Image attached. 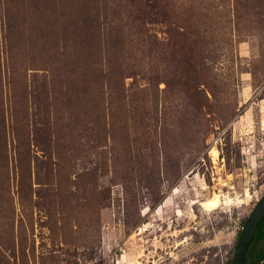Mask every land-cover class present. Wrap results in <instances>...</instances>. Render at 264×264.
I'll use <instances>...</instances> for the list:
<instances>
[{
	"label": "rangeland",
	"instance_id": "374dc122",
	"mask_svg": "<svg viewBox=\"0 0 264 264\" xmlns=\"http://www.w3.org/2000/svg\"><path fill=\"white\" fill-rule=\"evenodd\" d=\"M5 1L0 264H232L264 197V0H117L119 49L82 48L86 0L56 49L50 0ZM110 60L125 86L92 103Z\"/></svg>",
	"mask_w": 264,
	"mask_h": 264
},
{
	"label": "trees",
	"instance_id": "16d2710c",
	"mask_svg": "<svg viewBox=\"0 0 264 264\" xmlns=\"http://www.w3.org/2000/svg\"><path fill=\"white\" fill-rule=\"evenodd\" d=\"M64 0H50V17L48 27L52 32V41H53V48H58V41L61 38L64 40L65 34L67 33V26L61 22V20L66 16L65 7L62 8V3ZM118 1L117 0H86L80 11V38L81 44H83V49H87V47L91 46L92 41L95 39L96 41H100V43L108 44L112 43V46L116 49L124 46V35L123 31H119L118 24L116 23L117 15H118ZM9 5V0L5 1V4ZM31 6V5H30ZM21 7H24L22 3ZM6 11H9V8H6ZM14 23L10 22L9 16L7 17V32L6 38L8 40L9 46L11 42H14L13 31L12 28L14 27ZM148 30L145 29L144 34L147 40H152V36L148 34ZM58 33H60L58 35ZM8 35V36H7ZM8 46V47H9ZM216 56L217 52L214 51ZM111 62L108 61L104 64L102 61H99V68L98 72L96 73L95 79L92 81L89 78V74H85L90 80L87 81L88 86L94 84L97 87V90H92L84 87V96L86 98L90 97L92 103L98 104V99H102L105 93L104 90H112L113 88L116 90H121V88L125 86L124 82L125 76L123 75V71L121 67H114L111 68L109 74L105 71L107 68V64L109 65ZM109 68V67H108ZM108 79V81H106ZM121 80V83H120ZM110 82V83H109ZM114 83V86H112ZM99 94V96H98ZM28 143V140L26 141ZM25 142V143H26ZM26 143V144H27ZM21 146V142H20ZM18 154L21 156L23 154L28 153V148H22L18 145ZM23 166V165H22ZM242 233V232H241ZM235 262V257L233 258V263ZM247 264H264V218L260 222L253 240L251 242L248 257H247Z\"/></svg>",
	"mask_w": 264,
	"mask_h": 264
},
{
	"label": "water",
	"instance_id": "95a60500",
	"mask_svg": "<svg viewBox=\"0 0 264 264\" xmlns=\"http://www.w3.org/2000/svg\"><path fill=\"white\" fill-rule=\"evenodd\" d=\"M264 218V197L250 213L239 237L234 264H247V257L254 234Z\"/></svg>",
	"mask_w": 264,
	"mask_h": 264
},
{
	"label": "bare ground",
	"instance_id": "6f19581e",
	"mask_svg": "<svg viewBox=\"0 0 264 264\" xmlns=\"http://www.w3.org/2000/svg\"><path fill=\"white\" fill-rule=\"evenodd\" d=\"M216 156L219 154L218 151H214L213 152ZM230 201H232V199H229L228 202L231 203ZM221 202H220V197L217 196L216 198H213V199H208L206 201L203 202V206L210 209V210H213V209H216L220 206Z\"/></svg>",
	"mask_w": 264,
	"mask_h": 264
}]
</instances>
